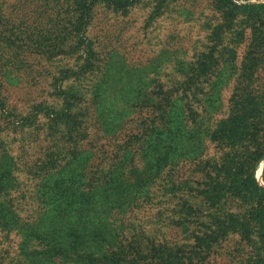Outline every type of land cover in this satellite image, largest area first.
<instances>
[{
	"label": "trees",
	"instance_id": "trees-1",
	"mask_svg": "<svg viewBox=\"0 0 264 264\" xmlns=\"http://www.w3.org/2000/svg\"><path fill=\"white\" fill-rule=\"evenodd\" d=\"M143 1L0 0L1 55L77 67L19 70L13 87L33 90L25 111L0 85V120L42 127L46 142L26 164L17 135L0 140V264H264V2L191 0L196 39L188 51L181 38L165 82L107 86L121 79L108 40ZM178 1L150 3L157 14ZM26 19L43 23L37 36L10 34ZM21 174L44 194L25 196ZM153 204L174 242L147 219Z\"/></svg>",
	"mask_w": 264,
	"mask_h": 264
},
{
	"label": "rangeland",
	"instance_id": "rangeland-1",
	"mask_svg": "<svg viewBox=\"0 0 264 264\" xmlns=\"http://www.w3.org/2000/svg\"><path fill=\"white\" fill-rule=\"evenodd\" d=\"M7 1L10 2L12 0ZM232 1L235 2L237 0ZM190 2L191 0H185V2L180 0L168 5L164 10H161L157 14L153 13L154 11L150 0L143 1L135 8H129L130 12L128 13L127 22L123 24L124 29L122 27V35L119 37L113 35V38L111 37V39L108 40L109 48L116 52L114 53L112 62H109V64H115V67L117 68L116 72L120 73L121 79L116 77L110 78L106 85L115 87L134 85L143 87L149 82V78L151 77H155L154 79L164 83L165 74L172 73V68L175 65L179 53L181 38L185 36L188 41V51H190L189 43L196 39L197 19L200 16L198 14L199 11H196L197 7L188 8ZM261 2H264V0H261ZM192 5L195 6L196 4ZM38 10L42 15L41 10ZM190 15L191 19L189 17ZM109 16L112 17L110 21L117 20L116 23H118V16L112 14ZM61 17H65L63 13H61ZM63 20L64 22L66 21L64 18ZM40 25H43L41 21L36 22L32 19H26L24 21L15 20L13 24H10V26L6 28L9 30L10 34H12L11 32L13 31L25 29L28 30L30 34L37 36V30ZM115 25L116 24H113L112 29H115L114 31L116 34L119 29L117 30V26ZM51 28L52 24L48 25L47 29L44 31L51 30ZM36 36L34 38H36ZM9 38L18 45H34L30 44L29 40L16 35H11ZM39 40L40 38L34 46L37 50L42 49L46 51L45 48L41 47V45H44L46 42ZM120 56L125 59L126 64H123L122 61H120ZM10 57L1 55L0 53V85L7 84L8 87H10L7 89L12 93V96L15 99L18 98V100H15L13 103L17 102L15 104H17L18 110L20 111H25L27 106L31 104L30 100L28 103L24 102V100L23 102H20V97L25 98V96H28V93L31 95L33 90L25 84L13 87L18 82L17 72L19 70H35L40 68L53 72L60 70L59 68H69L67 69L68 74L77 69L76 66L73 67V58L68 56H60L52 58L51 60L47 59L50 57H36L33 54L25 57H15V59ZM39 121L41 123L45 122L44 118H41V116L39 117ZM7 122H11L10 119H8L6 123ZM6 123H3L2 120H0V134L3 136L0 140L4 141L5 135H17L15 137L17 138V141L12 147H15L14 149H16L19 154H22L21 156L24 157L26 164H29V161H33L37 156L41 155L46 143L41 141L42 127L38 126L33 128V126H30L31 124L29 126L25 124L21 125L17 119L13 124L9 123V125H5ZM260 175L261 169L259 167L255 171V178L260 180ZM19 181L25 189V191H23L25 196L44 194L43 189H40V193L32 192L30 190L29 187H32L34 185L33 182L35 181L26 174L19 175ZM159 191L160 190L154 192V196L156 197L154 199L155 202L160 201L161 192ZM153 207L154 208H150L145 215L147 216V219L150 218L152 220V216L155 220L160 219L159 223L161 224L158 228L153 226L154 231L157 230L156 232L162 234L161 238L164 239L166 237L174 242L177 238L176 236L180 235L179 231H177L176 227H171V225H169L163 214L158 217L159 213H161V211L157 209L159 207L158 204H153ZM164 212H166V216L170 215V211Z\"/></svg>",
	"mask_w": 264,
	"mask_h": 264
},
{
	"label": "water",
	"instance_id": "water-1",
	"mask_svg": "<svg viewBox=\"0 0 264 264\" xmlns=\"http://www.w3.org/2000/svg\"><path fill=\"white\" fill-rule=\"evenodd\" d=\"M235 2H237V1H235ZM238 3V2H237ZM260 169H262V163H261V165H260Z\"/></svg>",
	"mask_w": 264,
	"mask_h": 264
}]
</instances>
